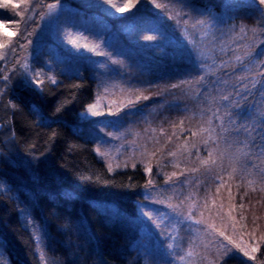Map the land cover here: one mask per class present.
<instances>
[{
  "label": "trees",
  "instance_id": "obj_1",
  "mask_svg": "<svg viewBox=\"0 0 264 264\" xmlns=\"http://www.w3.org/2000/svg\"><path fill=\"white\" fill-rule=\"evenodd\" d=\"M54 2L69 8L59 18V25H70L96 40L114 31L111 40L103 41L105 50L128 60L137 75L124 62L132 77L127 74L121 78L158 95L159 99L153 101L157 109L150 118L152 124L164 129V134L157 136L152 147L155 155L151 158V177L157 170L166 174L175 171L168 167L169 151L177 154L180 150L187 159L199 162L219 144L225 153L223 161L218 159L216 165L204 167L210 178L200 179L208 194L223 201L215 215L222 218L218 222H224L225 234L234 236L231 214L239 221L238 233L244 232L243 237L249 241L246 234L253 231L249 221L261 215L256 208L264 204V182L259 174V167L264 165L257 155L259 145L264 143V82L259 76L256 87H252L251 80L239 81L237 77L245 70L235 57L243 56L249 46L264 52V30L257 28L255 34L248 31L264 19V5L259 0H111V4L135 5L125 9L122 20L136 33L146 30L157 40L147 45L131 43V33L120 30L111 18L113 7L102 13L103 8L84 9L73 0H28V6L18 0H0V22L24 23L23 30L16 34L21 39V35H28L29 28L36 29L44 8ZM174 23L180 28L173 29ZM241 27L246 28L247 36L240 32ZM196 33L201 34L200 38ZM37 62H41L39 57L33 63ZM222 62H228L226 70L215 76L205 71L202 84L172 87L195 77L206 66ZM70 67L73 73L57 70V84L45 80L42 91L35 85L26 86L24 81L30 73H23L17 66L5 74L7 80H0V264L1 260L8 264H144L143 245L152 241L142 238L145 223L137 209L146 196L150 175L139 163L135 169L129 166L108 171L95 152L93 131L112 122H80L88 105L103 94L104 72L81 59L72 60ZM32 72L40 69L33 65ZM118 72L122 75L120 69ZM229 92L231 103L219 99ZM9 102L18 109L13 110ZM208 106L219 109L227 131L222 132L221 120L213 117L220 139L205 145L207 133L193 136L192 132L200 127L199 109ZM137 110V115L145 112ZM137 115L130 117L140 125ZM131 119L127 113L119 117L122 124ZM233 127L241 131H233ZM245 128L252 129V133H246ZM231 178L252 181L263 199H248L242 190L236 191ZM231 185L233 188H229ZM261 232L264 222L256 236ZM214 233L221 240L219 231ZM217 245H213V252ZM257 256L264 257V246ZM227 264L253 262L234 252Z\"/></svg>",
  "mask_w": 264,
  "mask_h": 264
},
{
  "label": "rangeland",
  "instance_id": "obj_2",
  "mask_svg": "<svg viewBox=\"0 0 264 264\" xmlns=\"http://www.w3.org/2000/svg\"><path fill=\"white\" fill-rule=\"evenodd\" d=\"M18 1L28 6L26 5L28 0ZM73 1L81 5L84 9H87L85 7L103 8L101 10L102 13H105L111 6V3H106L105 0ZM50 4H55L57 7L52 10L51 15L48 14L49 9L47 6L44 8L42 16L39 17V23L36 29L30 30L29 28L28 35L26 36L27 39L21 40L20 36L16 35L23 30L24 23H18L16 21L0 22V41H12L11 44L3 49L6 56L4 60H0V73H2L0 80L3 81L4 75L16 66L23 73L31 74L33 65H36L40 69L41 76H55L54 74L57 70L73 73L70 72L72 70L70 67L72 60L81 59L85 63H89L92 67H96L98 71L104 72V76L101 79L103 94L98 95L94 101L96 102L99 97L98 110L102 111L104 115L92 116L85 112L84 115H81L80 122H112L111 126L103 128L104 131L120 137L119 139H113L110 136H105L99 132L100 127H96L93 131L94 133L92 132L95 138V152L97 147L101 151L109 152L114 157L112 161L113 170L125 168L123 166L117 168L116 164L128 160L129 157H132L133 161L143 159L141 153L144 152H147L152 158V153H154L152 151L153 144L156 143L158 135L164 134V129L152 124V119L150 118L151 113H154L157 109L153 101L159 99L158 95L153 96L151 90L143 91L140 86L131 82V80L121 78L127 74H129V77H132L131 74L135 73L136 69L128 60L119 59L113 53L105 50V42L103 41L111 40L112 36L114 37V34L111 33L114 31L107 34V38L98 37L99 39L97 40L91 36L89 38L82 31L72 28L70 25H59V18L69 8L61 3L54 2ZM73 11L75 12L77 10L73 8ZM122 15L123 12H119L113 8L111 18L115 20L114 22L120 30L131 33V37H134L133 40H130L131 43L133 42L139 45H143L144 43L147 45L151 42L157 43V40L146 32V30L138 34L133 30L134 28L132 29L131 26H126L123 23ZM175 27L177 29L180 28L179 25L176 26L174 23L173 29ZM181 31L182 33L184 32L183 29ZM177 34L181 36V32ZM195 35H197V38L201 36L198 33ZM148 37L152 39H148ZM13 45H15V52L10 50ZM38 57L41 62L33 63L34 59ZM113 61L117 63H113ZM124 62L132 69V73L127 69ZM25 64L28 65V70L25 69ZM119 69L122 75H118ZM144 97H147V99H144ZM129 101H132V103L129 104ZM137 109H143L145 112H139L137 115ZM109 113L114 114L110 115ZM124 113L128 114L129 119H131L130 114L133 116L137 115L141 122L140 125L132 119L129 123L122 124L119 117ZM99 157L101 158V156ZM151 158L145 160V163L150 167L152 163ZM169 159L171 160V164L168 167H173L175 171L166 174L163 170H157L154 171L153 177L151 175L149 176L146 172L149 179L152 180V186L145 189L144 195L146 196L144 199H141L143 207L141 206L137 209V214L144 219L145 223L142 238L149 237L152 243L146 242L143 245L142 251L145 254L143 263L208 264L206 260H202V256L206 251L204 245H208L207 252L212 253L213 245H217V242L220 243L221 240L223 241V237L221 236V240H217L215 233L209 227V225H214L216 232L224 231V222H218L222 218H218L219 215L217 214L215 215L217 208L222 207L223 201L220 203L219 200L217 201L215 197L208 194L206 192L207 187L201 182L200 177L202 176L205 179L210 178V173L204 171V167L206 166H202L197 159L194 161L190 158L187 159V156L183 155L180 150H178L174 157L170 156ZM139 165L144 168L142 164L139 163ZM159 167L163 169L162 166ZM194 169L198 170L194 171ZM176 170H179V172ZM156 177L157 179L154 180ZM169 177H171V180H169ZM179 179L181 181L177 182ZM231 179L237 188L236 191L239 190L241 192L242 190L243 195L247 193L245 196L248 199H263V196L258 193L259 189L256 185L249 184L248 180ZM158 183L163 185L161 186ZM215 183L218 186V183ZM226 184H228V181ZM221 188H226L227 190V187ZM229 188H233V186L231 185ZM153 201L159 202L154 203ZM169 205L175 207H169ZM256 209L257 212L259 210L261 211V215L250 220L249 222L251 223L249 225L252 226V230L255 229L258 233V231L263 229L264 215L262 213L264 204L260 203ZM143 212L150 213L153 219L150 220L142 214ZM197 220H200L201 223H196ZM227 235L230 236L229 234ZM246 236L249 237L247 234ZM230 237L236 240V242L241 241L239 233ZM242 239L244 242H248L246 238L242 237ZM169 244L172 245L171 249L168 247ZM189 250L193 252L191 257L187 256ZM181 257L185 258L184 261H181ZM1 264H8V262L1 260Z\"/></svg>",
  "mask_w": 264,
  "mask_h": 264
},
{
  "label": "snow or ice",
  "instance_id": "obj_3",
  "mask_svg": "<svg viewBox=\"0 0 264 264\" xmlns=\"http://www.w3.org/2000/svg\"><path fill=\"white\" fill-rule=\"evenodd\" d=\"M38 2H42V0H38ZM105 2L111 3V0H105ZM259 4L264 5V0H259ZM157 6H159V5H157ZM32 7H35V4H33ZM56 7L57 6L55 4L47 5V8L49 9L48 14L51 15L52 10L55 9ZM111 7L116 8V10L119 12H124V10L126 8L135 7V5L130 4V3H120V4H111ZM25 10H27V7L25 8ZM16 14L20 15V13H16ZM22 22H23V20H22ZM201 23H203V22H201ZM257 28L264 30V19H262L258 25L254 26L253 28L249 29L248 31H251L253 34H255ZM25 31H27L26 27H25ZM248 31H246L245 27H241V29H240V32L242 34H244L245 36L248 35ZM29 35H30V33H29ZM21 39L22 40L27 39V37L24 35H21ZM148 39H152V38L148 37ZM11 43H12V41H0V60L5 59L6 53L3 51V49H5ZM256 48H259V46L257 45ZM10 50L12 52H15V45H13V47ZM235 59L237 61L242 62V67L245 70L244 74H241L240 76L237 77V79L239 81L251 80L252 81V87H256V83H255L256 77L259 76L261 78V82H264V52L253 51L252 46H249V49L245 51L243 56H236ZM113 63H117V62L113 61ZM24 67L26 70H28L27 64H25ZM197 67L199 68V65ZM227 67H228V62H222L221 64L216 65L215 67L208 65V66H206V69L198 71L196 73L195 77L188 79V80L181 81V84L172 85V87L176 88V87H181L182 85L192 86L193 84H196V85L202 84L206 78V75L203 74L205 71L207 72V74L215 76V75H217V73L219 71L226 70ZM233 71H235V69H233ZM252 72H255V75H249V73H252ZM3 79L7 80L8 77L5 75L3 77ZM45 80H47L51 84H57V79L55 76L45 75L42 78L40 72H31L30 77L28 79H26L24 81V83L26 86L27 85H35V87L37 89H40L42 91L43 89L41 86L44 84ZM220 83L226 84L227 81L221 80ZM74 87L79 88L80 85H74ZM243 87L245 90H247L248 85L245 84ZM199 94L200 93H197V95H199ZM2 95H3V93L0 92V96H2ZM231 95H232V93L229 92L227 94L221 95L219 97V99L221 101H227V102L231 103V100H230ZM144 99H147V97H144ZM211 102L212 103L215 102L214 97L211 98ZM128 103L131 104L132 101H129ZM98 105H99V97H98L96 102L88 105L85 112L87 114H91L92 116L104 115V113L102 111L98 110ZM9 106L13 110L18 109V105L13 104L11 102H9ZM33 110L37 111L35 108ZM199 111H200V127H199L198 131L192 132V135L193 136H197V135L202 136L204 133H207V137L203 139V143L205 145H207L208 141H210V140H212L215 143L216 141H218L220 139V134L217 133V126L214 125L213 117H215L218 120H221V124L219 125V127L221 128V131L222 132L227 131V129L224 127V124H223V118L219 114V109L218 108L214 109V108L208 106V107L200 108ZM207 113H211V115H207ZM109 114L112 115L114 113H109ZM82 115H84V113H82ZM193 116H195V113L193 114ZM191 118L192 117H189V119H191ZM183 123L184 122L181 121V125H183ZM230 123H231V121H230ZM233 131L239 132V131H241V129L233 127ZM244 131L246 133H249V134L252 133V129H250V128H245ZM99 132L103 133L105 136H110L113 139H119L120 138L119 136H116L113 133L105 132L103 128H100ZM13 135H14V133H13ZM55 135H56L55 133L52 134V139H55ZM261 141H264V135L261 136ZM233 143H240V141L234 140ZM259 147H260L261 151L259 154H257L258 159H261L262 165H264V143L259 145ZM96 152L104 160L108 171L112 172L113 171L112 161L114 160V157L109 152L101 151L99 147L96 148ZM217 153H218V155H217ZM168 154L171 156H175V153L171 152V151H169ZM152 155H155V153H152ZM224 155H225V153L220 151L219 144H217L216 147H214L208 151V158L207 159H200L199 162L202 166L216 165L218 159L221 162L223 161ZM141 156L143 157V159L138 160V161H133L132 157H129L128 160H125L119 164H116V167L119 168V167L123 166V167L127 168V167L131 166L133 169H135L137 167V163H140L144 166V170L149 175H151L152 169L147 163H145V160L150 159L151 157L149 156V154L147 152L141 153ZM195 170H198V169H194V171ZM235 171H236V168L233 167V172H235ZM243 171L247 173L249 170L247 167H245L243 169ZM259 174L261 176V181L264 182V166L259 167ZM173 175H175V173H173ZM169 180H171V177H169ZM166 182H168V181H166ZM248 183L251 184L252 181H249ZM150 186H152V180L151 179H149L147 181L145 187L147 188ZM261 191L264 192V186L261 187ZM246 194L247 193H245V195ZM153 202L156 203L159 201H153ZM169 207H175V206L169 205ZM241 207H243V205H241ZM142 214L147 216L150 220L153 219L151 214L148 212H143ZM201 215H203V213H201ZM229 218L232 221L230 224V227L232 229V233H233V235H237L238 234L237 224L239 223V221H236L235 218L231 216V214H229ZM241 219H244V217L242 216ZM196 223H201V221L197 220ZM209 227L212 229L213 232H216V228L214 225H209ZM255 232H256V230L253 229V231L251 233H247V235L249 236L248 242L243 241L242 237L245 233L240 232L239 235L241 237V241L236 242V240H234L230 236L226 235L225 231H220L218 234H219V236L223 237V241H226V243H224V242L219 243L217 245V247L215 248V251L212 253L207 252L208 245H204L206 251H205V254L202 256V260H206L208 262V264H227L228 260L232 257L233 253L239 252L248 261H252L253 264H264V257H258L257 256V253H260L262 246H264V232H261L258 237L256 236ZM168 247L171 249L172 245L169 244ZM192 255H193V252L191 250H189L187 252V256L191 257ZM209 257H211V259H209ZM184 259H185L184 257H181V261H184Z\"/></svg>",
  "mask_w": 264,
  "mask_h": 264
}]
</instances>
